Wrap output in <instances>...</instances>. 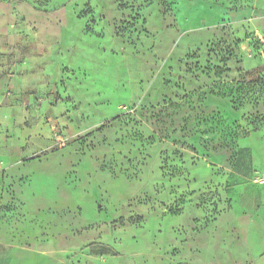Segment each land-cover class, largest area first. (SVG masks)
I'll return each mask as SVG.
<instances>
[{
	"label": "rangeland",
	"instance_id": "1",
	"mask_svg": "<svg viewBox=\"0 0 264 264\" xmlns=\"http://www.w3.org/2000/svg\"><path fill=\"white\" fill-rule=\"evenodd\" d=\"M0 264H264V0H0Z\"/></svg>",
	"mask_w": 264,
	"mask_h": 264
}]
</instances>
